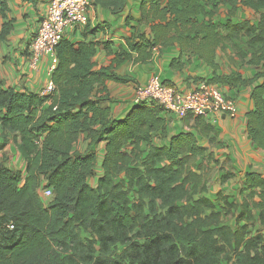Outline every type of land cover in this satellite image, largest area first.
Here are the masks:
<instances>
[{"label":"trees","instance_id":"obj_1","mask_svg":"<svg viewBox=\"0 0 264 264\" xmlns=\"http://www.w3.org/2000/svg\"><path fill=\"white\" fill-rule=\"evenodd\" d=\"M126 1L97 0L114 14ZM240 7L255 19L234 21ZM222 8L224 20L216 21ZM9 11L0 0V41L13 30ZM138 13L133 23L125 17L124 44L113 51L104 44L107 65L96 67L98 42L85 33L77 42L63 38L46 95L0 79V150L12 142L26 164L22 176L0 161V264H264V174L245 173L240 200L220 192L212 200V157L200 140L212 142L217 129L205 116L186 114L188 130L157 145L152 138L167 135L170 115L161 105L133 104L116 118L106 104L108 82L130 81L114 71L119 65L147 64L155 49L177 47L172 69L183 67L179 58L187 53L213 71L209 81L250 87L246 135L264 150V0H140ZM218 52L255 71L217 74ZM228 214L232 225L223 220Z\"/></svg>","mask_w":264,"mask_h":264},{"label":"crops","instance_id":"obj_2","mask_svg":"<svg viewBox=\"0 0 264 264\" xmlns=\"http://www.w3.org/2000/svg\"><path fill=\"white\" fill-rule=\"evenodd\" d=\"M140 0H127L121 13H112L108 8L102 7L97 0H91L88 10V22L86 26H68L64 32V39L77 42L87 39L98 42L94 56L96 67L107 65L111 56L107 54L104 44L109 42V49L116 50L117 46L124 44V36L129 34V27L125 23V17L134 20L139 19L138 5ZM8 18L13 21V30L3 41H0V79L4 80L7 87L19 92L40 93L50 85L53 87L50 76L56 66V57H42L35 68L29 66V44L34 36L40 21L42 20L49 0H8ZM237 18V17H235ZM234 18V19H235ZM134 19V20H133ZM2 22V20H0ZM97 29V30H95ZM95 30L93 33L88 31ZM178 57L177 47H168L162 50L155 49L151 60L147 64L134 63L131 60L119 65L114 71L119 75H126L129 82L107 83L109 106L113 117L122 118L133 106L134 87L144 84L152 75H159L164 82L176 86L180 92L188 91L196 81L212 78L213 71L196 56L184 53L179 58L183 63L180 70L172 69L170 62ZM217 74L239 70L245 76L250 77L255 69L241 64L235 59L232 64L223 57L222 52L217 53ZM222 86V85H221ZM223 87V86H222ZM228 97L235 99L237 112L235 116L226 114H209L208 121L215 126L217 132L212 134V142L207 138L200 142L208 147L212 161L209 163L211 172L208 178V196L216 200L217 193L228 195L229 200H240L239 190L245 181L247 171H256L264 174V150L252 143L246 135V113L254 108L250 97V87H241L237 90H229L223 87ZM165 137L154 135L152 142L157 145L168 143L171 135L188 130L181 118L175 115H166ZM0 128V134H1ZM85 135H82L78 144L80 148ZM9 138L11 135L8 136ZM2 138L0 136V143ZM104 149V143L97 146V166L94 178L102 174L100 160ZM0 161L7 167L26 173L25 161L20 157L15 145L7 142L0 150ZM229 173L230 177L220 182L222 175Z\"/></svg>","mask_w":264,"mask_h":264},{"label":"built area","instance_id":"obj_3","mask_svg":"<svg viewBox=\"0 0 264 264\" xmlns=\"http://www.w3.org/2000/svg\"><path fill=\"white\" fill-rule=\"evenodd\" d=\"M91 0H49L46 12L29 44V66L35 68L44 56L55 57V48L64 38L68 26H85L88 22V10ZM51 85L39 94L51 92ZM133 103L155 102L164 111L178 118L186 114L208 116L226 114L235 116L237 104L228 97L220 84L198 80L186 92H180L176 86L164 82L159 75H152L144 84L134 87ZM47 199L51 196L49 188L41 192ZM12 228V225H9Z\"/></svg>","mask_w":264,"mask_h":264},{"label":"rangeland","instance_id":"obj_4","mask_svg":"<svg viewBox=\"0 0 264 264\" xmlns=\"http://www.w3.org/2000/svg\"><path fill=\"white\" fill-rule=\"evenodd\" d=\"M225 13L226 12L223 11V8H222V12H220V14H218V15L215 16V20L216 21H218V20L219 21H223L224 20L223 15ZM236 17L237 18H235L234 21L246 20V19H248V20H254L255 19V14H254V12L252 10H250L248 8H242V7H240L238 9V11H237V16ZM240 44L242 46H245L244 45L245 44L244 41L243 42L241 41ZM222 54H223V57H225L228 62H230L232 64L234 63L233 61H231L230 59H228L229 56H232V53L231 52H228V55L224 54L223 52H222ZM234 64H236V63H234ZM89 182H90V184H94L95 183V179L92 178V179L89 180ZM223 220H224L225 223H228V224L232 225L233 224V220H234V216L231 215V214H228V215L224 216ZM225 263H226V261H223V264H225Z\"/></svg>","mask_w":264,"mask_h":264}]
</instances>
